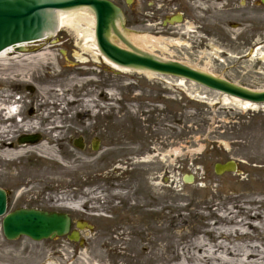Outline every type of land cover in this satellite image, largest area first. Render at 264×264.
<instances>
[{
  "label": "rangeland",
  "instance_id": "obj_1",
  "mask_svg": "<svg viewBox=\"0 0 264 264\" xmlns=\"http://www.w3.org/2000/svg\"><path fill=\"white\" fill-rule=\"evenodd\" d=\"M113 1L126 13L128 34L163 39L159 47L142 49L264 91L260 0H189L199 22L186 18L172 35L139 30L136 14L146 0ZM86 42L63 28L25 52H48L40 67L16 59L18 52L0 65L5 70L0 96L14 89L26 97V116L40 128L32 133L43 136V144L31 145L20 157L0 151V188L12 194L9 213L23 208L68 213L74 223L87 222L94 229L82 232L79 243L67 238L9 242L1 218L0 264H127L133 243L146 245L147 258L169 264L179 245L202 237L198 215H209L201 208L213 196L219 197L215 210L243 188L254 194L245 201L264 200V106L247 108L188 81L112 72L101 58L84 51L91 45ZM2 118L0 113V127H12L9 142L17 147L25 134L22 124ZM185 130L188 138H183ZM79 138L82 150L75 146ZM212 142L217 143L213 150ZM5 143L1 140L0 146ZM43 145L48 154L41 151ZM230 161L239 173L216 175L214 166ZM190 175L194 180L186 184L183 177ZM256 208L264 212V205Z\"/></svg>",
  "mask_w": 264,
  "mask_h": 264
},
{
  "label": "water",
  "instance_id": "obj_2",
  "mask_svg": "<svg viewBox=\"0 0 264 264\" xmlns=\"http://www.w3.org/2000/svg\"><path fill=\"white\" fill-rule=\"evenodd\" d=\"M261 3L264 4V0H261ZM83 8H89L94 13L97 47L111 64L130 71L187 80L253 106L264 105V91L246 89L221 77L176 61L161 59L136 47L125 35L122 10L107 0H0V53L24 43L51 38L60 28L56 13H69ZM38 141V136H25L20 138L18 143L35 144ZM96 144L97 140L94 150H97ZM75 146L84 149L83 139L76 140ZM214 169L219 176L238 172L233 161L217 164ZM184 181L188 184L193 182L192 177L189 180L185 177ZM6 208L7 193L0 189V217L4 216L2 231L4 238L10 242L22 237L37 243L63 237L72 242H79L78 230H92L88 224L78 223L75 227L78 230L71 232V218L68 214L34 209H19L6 214Z\"/></svg>",
  "mask_w": 264,
  "mask_h": 264
},
{
  "label": "bare ground",
  "instance_id": "obj_3",
  "mask_svg": "<svg viewBox=\"0 0 264 264\" xmlns=\"http://www.w3.org/2000/svg\"><path fill=\"white\" fill-rule=\"evenodd\" d=\"M58 16L60 30L63 28L68 29L77 34L83 40H87L91 43L90 46L85 45L84 51L93 53L94 56L102 58L96 44L95 40V16L88 8L78 9L68 12L56 13ZM129 41L133 42L135 46L142 50V47H159L162 45L163 39H157L153 36L148 35H136V34H125ZM49 37H46L42 41H37L39 44L46 41ZM56 41H54L55 43ZM86 42V43H88ZM35 43H24L19 45V49L11 47L0 53V65H7L8 58L14 52L19 53L22 61L26 62L27 66H32L33 68H38L41 64L46 63L49 56L48 52H43L35 55H26L30 45ZM24 54V55H21ZM66 56V55H65ZM108 67L117 72H128L129 70L119 68L116 65L111 64L106 58H102ZM40 65V66H39ZM5 72L4 69L0 70ZM130 72V71H129ZM151 76V74H147ZM14 89L10 91L8 96H0V113L2 114L5 110H8L9 115L13 117L14 113L18 111V108H2V101L12 98L14 96ZM24 99L26 97H23ZM232 99L236 103L239 102L243 106L257 108L252 106L250 103L242 102L239 99ZM23 115V120L21 122L20 130L24 131V135H36L33 134L35 130H38V124L31 123L32 118L26 116V108L23 106L21 109ZM41 118V117H40ZM4 120V119H3ZM12 127L2 128L0 127V141L5 140L6 143L0 146L1 154H10L15 156H22L23 154L31 150V145L29 144H18L8 145L11 141L9 138L12 134ZM28 133V134H27ZM48 133V132H47ZM41 138L43 136L40 134ZM7 138V139H6ZM4 142V141H2ZM43 144V142H39ZM39 144V145H40ZM46 145L42 146L41 151L48 154L49 150ZM15 147V148H14ZM14 148V149H13ZM17 149L18 152L13 153ZM52 153V152H51ZM229 178V177H228ZM231 179V178H229ZM237 179V178H236ZM194 180V177H193ZM243 184V181H239V185ZM236 196L226 199L227 202H222V204L217 205L216 210L214 209L215 201H219V197L213 196L210 203H206L202 206L201 210L209 212V215H198L200 221H203L202 225V237L195 239L192 243L183 244L178 246V250L173 260H177L175 264H264V212H261V208H256L257 204L264 205V200L262 202H257L256 199L250 201H245L244 198L252 197L254 194L250 193L245 189ZM253 191V190H252ZM251 191V192H252ZM202 202V203H204ZM230 205V208L227 207ZM251 207V208H247ZM64 208H69L71 210L81 209L77 207H72L68 204H63ZM187 207V206H186ZM209 220H213V223H209ZM131 255L127 257V264H164L159 258H147L146 255V245L142 246L139 244H132ZM176 253V251H175ZM169 262V264H170Z\"/></svg>",
  "mask_w": 264,
  "mask_h": 264
},
{
  "label": "flooded vegetation",
  "instance_id": "obj_4",
  "mask_svg": "<svg viewBox=\"0 0 264 264\" xmlns=\"http://www.w3.org/2000/svg\"><path fill=\"white\" fill-rule=\"evenodd\" d=\"M110 1L114 2L113 0ZM150 1L152 2L150 3ZM145 2L141 8L142 11L136 14L137 25L142 32L172 35L177 34L172 28L181 27L186 22V18L192 19L193 24L199 22L191 15L190 5L192 2L189 0L187 2L181 0H146ZM149 8L152 9L151 12H149ZM177 16L182 17V23L172 22V19ZM11 196L12 194L9 195L10 198Z\"/></svg>",
  "mask_w": 264,
  "mask_h": 264
},
{
  "label": "trees",
  "instance_id": "obj_5",
  "mask_svg": "<svg viewBox=\"0 0 264 264\" xmlns=\"http://www.w3.org/2000/svg\"><path fill=\"white\" fill-rule=\"evenodd\" d=\"M184 99V102H188V104H193V102L192 101H190V100H188V99H185V98H183ZM190 132L189 131H186L185 130V132L183 133V138H188V136L190 135L189 134ZM142 134V133H141ZM141 134H139L140 136H142ZM208 146V148H209V145H207ZM216 146H217V143L216 142H212L211 144H210V147H211V149L213 150V149H215L216 148ZM209 150V149H208Z\"/></svg>",
  "mask_w": 264,
  "mask_h": 264
}]
</instances>
